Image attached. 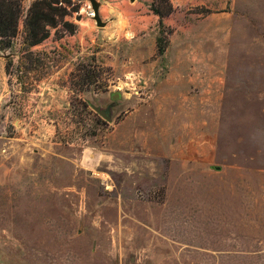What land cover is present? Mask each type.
Here are the masks:
<instances>
[{"label": "rangeland", "instance_id": "rangeland-1", "mask_svg": "<svg viewBox=\"0 0 264 264\" xmlns=\"http://www.w3.org/2000/svg\"><path fill=\"white\" fill-rule=\"evenodd\" d=\"M35 1L0 52V264H264V0H71L31 47Z\"/></svg>", "mask_w": 264, "mask_h": 264}, {"label": "trees", "instance_id": "trees-1", "mask_svg": "<svg viewBox=\"0 0 264 264\" xmlns=\"http://www.w3.org/2000/svg\"><path fill=\"white\" fill-rule=\"evenodd\" d=\"M71 0H37L27 11L25 42L37 46L47 40L51 29L60 25L71 28L65 18L70 15ZM172 10V8H171ZM22 0H0V52L12 47L24 15Z\"/></svg>", "mask_w": 264, "mask_h": 264}, {"label": "crops", "instance_id": "crops-1", "mask_svg": "<svg viewBox=\"0 0 264 264\" xmlns=\"http://www.w3.org/2000/svg\"><path fill=\"white\" fill-rule=\"evenodd\" d=\"M188 1H190V0H188ZM135 4H137V1L135 3H133V5H126V6H124L123 9L125 11H127L128 13H131L132 11L136 10ZM184 6L186 7V9L189 8V10H191L193 8L192 5H191V3L188 5V2H186ZM199 29H200V27L197 26V25H190L187 28L188 35H189V40H191L190 41L191 42L190 45H194L195 46V45L198 44V42H197V40H198L197 36H199L198 35L199 34Z\"/></svg>", "mask_w": 264, "mask_h": 264}, {"label": "water", "instance_id": "water-1", "mask_svg": "<svg viewBox=\"0 0 264 264\" xmlns=\"http://www.w3.org/2000/svg\"><path fill=\"white\" fill-rule=\"evenodd\" d=\"M131 1L134 2L135 0H131ZM94 9H95V13H96V15H95V19H96L98 25L101 27V26H102L101 19H100L99 16H98L97 9H96V8H94ZM119 98H120L119 95H113V99H114V100H118ZM97 111L100 113V115H102L104 118H106L107 120H109V117H108L107 113H105V112H101V111H99L98 109H97ZM218 170H219V169H218Z\"/></svg>", "mask_w": 264, "mask_h": 264}, {"label": "bare ground", "instance_id": "bare-ground-1", "mask_svg": "<svg viewBox=\"0 0 264 264\" xmlns=\"http://www.w3.org/2000/svg\"><path fill=\"white\" fill-rule=\"evenodd\" d=\"M90 157H91V156H90ZM92 157H93V156H92ZM92 157H91V158H92ZM86 158H87V156H86ZM87 159H88V158H87ZM88 160H90V159H88ZM86 165H88V164H86Z\"/></svg>", "mask_w": 264, "mask_h": 264}]
</instances>
